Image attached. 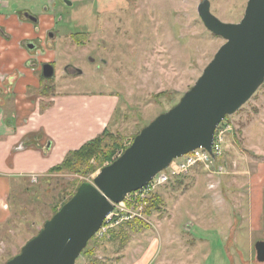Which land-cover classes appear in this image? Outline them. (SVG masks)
Here are the masks:
<instances>
[{"label": "rangeland", "instance_id": "obj_1", "mask_svg": "<svg viewBox=\"0 0 264 264\" xmlns=\"http://www.w3.org/2000/svg\"><path fill=\"white\" fill-rule=\"evenodd\" d=\"M4 1L0 4V12L4 15L16 13L20 9L43 14L44 8L51 5L55 27L60 33L54 51L46 49L50 56L43 51L37 53L28 50L25 44L27 41L32 42L36 36L43 37L42 30L46 26L32 27V32L21 29L17 34V26L21 27L23 22L15 18V23L0 26L1 36L4 37L0 43V57L2 51L7 50L5 48L15 45L17 53L13 59L14 66L24 64L31 68L39 64L33 61L27 63L28 58L36 57L40 62L53 57L55 52L57 61L54 76L50 79V82H54L51 86L53 90L88 96H114L117 103L110 116L106 135L123 137L126 146L131 143L134 133L179 102L224 43V39L209 31L199 18L197 8L202 0H7V4ZM208 1L210 12L217 19L236 23L243 17L248 0ZM16 14L19 18L21 11ZM102 20L105 22L98 29L97 23ZM74 32H86L90 37L94 35L93 42L89 44L85 41V47L80 48L68 43V38H62ZM98 35L104 36L108 42L95 47ZM92 48L99 49L92 53ZM89 57H103L105 65L97 68L98 64L90 62ZM63 63L73 64L81 74L73 76L61 73ZM19 69H4L0 72V80L2 75L11 74L4 78L3 83L6 86L13 85L12 81L22 71ZM40 72L41 67L33 74L36 77ZM8 94L9 97L14 95L12 92ZM225 125L230 126L231 130L225 133L221 154L211 166V172L207 173L203 166H194L175 176L170 180L172 182L157 186L153 194H160V206L155 204L152 210H146L145 213L143 207L137 213L138 216L119 219L116 225L113 223L114 226L105 232L93 235L75 264L110 263L121 249L119 237H126V240L137 237L140 234L138 232L148 227V234L162 238L164 231L169 229L171 234L176 233V239L182 240L190 237L187 226L195 223L191 237H198V233H204L197 228L201 222L208 221L212 214V221L218 222L216 213H213L217 210L211 209L214 196L219 201L235 198L236 195L244 199L245 192L251 188L262 196L259 205L264 204V81L235 113L225 116L220 127ZM109 139L105 137L103 141L108 142ZM123 151L117 150L110 162L91 159L90 169L85 164L81 169H63L51 178H38L34 183L26 177L10 181L9 196L5 198L7 204L3 202L1 206L5 217L0 215V264L17 254L81 183L92 182L96 173ZM179 161L177 159L174 163ZM208 181L212 182L211 187L207 186ZM219 206L222 209L218 217L225 216L227 225L233 218L239 219V209L235 204L227 201ZM203 207L204 211L201 212ZM209 207L210 211L207 212L210 213L206 216ZM225 212L231 214L226 215ZM242 219L246 221L245 214ZM124 221L129 222V227L121 226L117 230ZM210 234V238L217 237L216 231L212 230ZM113 236H117V240L110 241ZM242 237L252 238L254 242L264 240V217L261 230L252 234L244 230Z\"/></svg>", "mask_w": 264, "mask_h": 264}, {"label": "water", "instance_id": "obj_2", "mask_svg": "<svg viewBox=\"0 0 264 264\" xmlns=\"http://www.w3.org/2000/svg\"><path fill=\"white\" fill-rule=\"evenodd\" d=\"M197 11L204 26L224 39L201 75L177 104L141 128L92 182L81 183L4 264H75L113 204L144 186L172 159L199 147L210 151L220 122L235 113L263 83L264 0H248L243 17L236 23L217 19L208 0H202ZM42 75L51 77L52 65L44 64ZM254 250L257 261L264 262V240H257Z\"/></svg>", "mask_w": 264, "mask_h": 264}, {"label": "crops", "instance_id": "obj_3", "mask_svg": "<svg viewBox=\"0 0 264 264\" xmlns=\"http://www.w3.org/2000/svg\"><path fill=\"white\" fill-rule=\"evenodd\" d=\"M4 2L7 4V0ZM24 10L32 13L42 27L46 26L44 29L50 28L55 21L49 4L44 8L43 14L30 9L16 10V13ZM15 18V13L4 15L0 12V26L15 23ZM32 21L33 18L29 22H23L21 27L18 25L16 33L19 34L21 29L32 32ZM2 40L4 37L0 35V43ZM26 47L30 50V47ZM16 48L15 45L8 46L0 57V64L5 62L0 66L1 72L4 69L10 71L20 68L24 74L12 86L0 83L5 87V91H0V215L4 217L1 206L3 202L7 204L5 198L9 196L10 181L26 177L29 182L34 183L30 180L33 176L36 181L38 178H51L55 174L50 172L51 169L60 164L69 151L78 149L108 128L117 103L114 96L54 91L49 84L38 81L37 76H41V73H37L35 77L33 73L36 71L32 72L24 64L14 66ZM11 88L14 90L13 97L8 94ZM219 183L222 184L221 181ZM208 185L212 186V182L208 181ZM239 194L242 196L241 192ZM261 197L251 188L245 192L244 199L237 198L236 195L235 198L219 201L214 196L212 204L218 206L213 205L211 209L217 210L213 213H216L218 222L212 221L213 214L208 217V221L201 222L197 228L203 230V234L191 237L195 223L187 226L190 237L182 240L176 239V233L171 234L169 229L164 234L161 232L162 238L148 234V227L138 232L140 234L137 237L129 238L114 260L107 264H264L257 261L255 256L254 243L257 240L254 242L252 238L242 237L244 230L252 234L263 228L264 204L259 205ZM227 201L237 206L240 215L239 219L233 218L228 225L225 216L218 217L222 209L219 205ZM200 210L203 212L204 207ZM207 211H210V207L205 212L206 216L210 213ZM244 214L245 222L242 219ZM212 230L217 232V237H209L212 236Z\"/></svg>", "mask_w": 264, "mask_h": 264}, {"label": "built area", "instance_id": "obj_4", "mask_svg": "<svg viewBox=\"0 0 264 264\" xmlns=\"http://www.w3.org/2000/svg\"><path fill=\"white\" fill-rule=\"evenodd\" d=\"M220 125L221 123L214 131L210 151L204 147H199L172 160L166 168L157 172L140 189L127 193L121 202L113 204L112 211L105 217L97 233H103L109 227H113L114 225L112 224L115 223L116 225L119 219L126 220L138 216L137 213L145 206L146 199L150 193L153 192L157 186H162L173 177L189 171L194 166H203L206 172H211V166L221 154L222 143L225 142V133L231 130L228 125L222 127H220ZM177 159H180V161L174 163ZM31 181L35 182L36 177H31ZM208 186L211 187V185ZM114 218H116V220L113 222Z\"/></svg>", "mask_w": 264, "mask_h": 264}, {"label": "trees", "instance_id": "obj_5", "mask_svg": "<svg viewBox=\"0 0 264 264\" xmlns=\"http://www.w3.org/2000/svg\"><path fill=\"white\" fill-rule=\"evenodd\" d=\"M80 35H84V34L83 33L82 34H79V33L74 34V41L78 44L81 42L80 41L81 40ZM106 132H107L106 129H104L99 135H97L93 139L85 142L78 149L69 151L65 155V157L63 158L62 162L60 164L54 166L50 172L58 173V172H61L63 169L78 170V169H81L85 164H87L89 166V161L93 158L100 159V161H103V162H106V161L110 162L113 155L115 154V152L117 150H119V149L125 150V148L127 146L124 145V143H123V139H122L123 137H120V136L119 137H113V136H110V134L106 135ZM138 132L134 133L132 139L135 137V135L138 134ZM105 137H107L108 139L110 137L108 142L103 141L105 139ZM90 166L88 167V169H90ZM170 180L167 181L165 184L172 182ZM165 184H163V186ZM155 191L156 190L151 192L150 195L148 196V198L146 199V204L144 206V213L146 212V210L147 211L152 210L154 208L155 204H157L156 206L161 205L160 194L154 195L153 193H155ZM73 194H74V192L69 196V198ZM54 212H56V211H53V213ZM137 220H140V219H137ZM128 223L129 222L125 223V221H124L120 226H118L117 230H119L121 226L129 227ZM123 230L126 231L124 229V227H123ZM131 230H134V228H131ZM116 233H118V231H116ZM111 234L112 233L110 232V235ZM117 238H118L117 236H113L111 240L110 239H108V240H110V241H112L114 239L117 240ZM127 241H128V239L126 240V237L122 238V239L119 237V243H120L119 246L122 248L127 243Z\"/></svg>", "mask_w": 264, "mask_h": 264}, {"label": "flooded vegetation", "instance_id": "obj_6", "mask_svg": "<svg viewBox=\"0 0 264 264\" xmlns=\"http://www.w3.org/2000/svg\"><path fill=\"white\" fill-rule=\"evenodd\" d=\"M18 12V11H17ZM15 15H16V18L17 19H20V21H22V22H29V20H31L32 18H33V24H32V26L35 28H38V27H40V21H36V17L32 14V13H30L29 11H27V10H24V11H21V14L19 15V18H18V15L15 13ZM21 16V17H20ZM55 19V18H54ZM26 20V21H25ZM105 22V20H102L101 21V23H97L98 24V29H99V26H101L102 27V24ZM1 27H0V33H1ZM42 33H44V36L43 37H39V36H36L34 39H32V42L31 41H28L26 44H25V46H28V47H30L29 49L30 50H34L35 52H44V54H47L46 52H47V50L46 49H53V51H54V49H55V42H56V40H57V38H58V34L60 33L58 30H57V27H55V23H53L52 24V26L50 27V29H43L42 30ZM76 33H79V34H82L81 32H76ZM74 34H75V32L74 33H71L68 37L67 36H64V37H62L63 39H65V38H68V43L69 42H71V43H73V44H75L76 46H78V47H80V48H82V47H85V41L87 42L88 41V43L89 44H91V42H93L92 40H93V37H94V35H91V37H90V34H88L87 35V33L86 32H84L83 34L84 35H80L81 36V42L78 44V43H76L75 41H74ZM0 35H2V34H0ZM87 35V36H86ZM83 37H85V40H82V38ZM108 42V40H106L105 38H104V36H99L98 35V37H97V39H96V42H95V47H97V46H99L100 44H102V43H104V44H106ZM45 46V47H44ZM27 48V47H26ZM95 49H99V48H92L91 50V52L92 53H94V52H96V50ZM46 50V51H45ZM48 56H50V54H47ZM55 56V52H54V54H53V57H49V58H46V59H48V60H46V59H42L40 62H38V59L36 58V57H32V58H28L27 60V63H29L30 61H33V62H35V63H37V64H39L38 66H31V68L30 69H32L33 71L32 72H35V71H38L39 69H40V67H41V76H37V78H38V81H41V82H44V83H47V84H49L50 86H52L53 84H54V82H50V79H52L53 78V76H54V67H55V62L57 61V58L56 57H54ZM89 59V61L90 62H92V63H94V64H98L97 65V68H101V67H103L104 65H105V60H104V58L103 57H94V59H92L91 57H89L88 58ZM46 60V61H45ZM83 60V59H82ZM46 63H48V64H50V65H52V67H53V75L51 76V77H48V78H46V77H44V76H42V71H43V65L44 64H46ZM99 65H100V67H99ZM1 72V71H0ZM20 73V76L19 77H17L15 80H17V79H20V78H22L23 77V73L20 71L19 72ZM61 73H64V74H67V75H76V74H81V72H80V70L78 69V68H76L73 64H71V63H67V64H65L64 65V63H63V65H62V69H61ZM12 76L11 74H6L4 77H3V75H2V80H0V83H2L3 81H4V78L6 77V76ZM11 78L9 79V81L11 82ZM15 80H13L12 82H16ZM46 80H48L49 82H47ZM41 82L39 83V84H41ZM4 86H6V85H4ZM9 86H12V85H9ZM14 89V88H13ZM0 91H5V87H2L1 86V84H0ZM7 91V90H6ZM14 90H12V88L10 89V91L9 92H13ZM8 93V92H7Z\"/></svg>", "mask_w": 264, "mask_h": 264}]
</instances>
